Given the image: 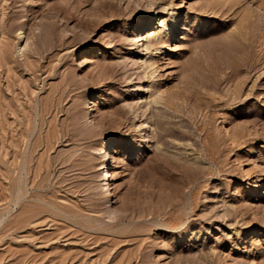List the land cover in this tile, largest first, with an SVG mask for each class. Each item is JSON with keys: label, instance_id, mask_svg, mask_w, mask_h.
<instances>
[{"label": "rangeland", "instance_id": "rangeland-1", "mask_svg": "<svg viewBox=\"0 0 264 264\" xmlns=\"http://www.w3.org/2000/svg\"><path fill=\"white\" fill-rule=\"evenodd\" d=\"M0 264H264V0H0Z\"/></svg>", "mask_w": 264, "mask_h": 264}, {"label": "bare ground", "instance_id": "bare-ground-1", "mask_svg": "<svg viewBox=\"0 0 264 264\" xmlns=\"http://www.w3.org/2000/svg\"><path fill=\"white\" fill-rule=\"evenodd\" d=\"M155 23H156V21H155ZM153 27H154V24L152 25V27L150 28V30H148V32L151 31V30L153 29ZM147 36H148V35H147ZM147 36H146V33L144 32V35L139 36L138 41L140 42V41H142V40L147 39V38H146ZM156 37H157V36H156ZM165 39H166V38H165ZM115 141H116L115 138L108 139V140H106V141L104 142L103 147L101 148V151H102V153H103L104 155H106V151H109V153H108V158L110 159V161L108 162V165H107V166H109V167H108V170L106 171V174H105V180H109V179H111V178L113 177V175H114V172H113V170H114V166H113V165L110 166V164H113V163H114V161H113V159H112V156H111V149H112V146L109 147V145L112 144V143L115 142ZM108 147H109V148H108Z\"/></svg>", "mask_w": 264, "mask_h": 264}]
</instances>
